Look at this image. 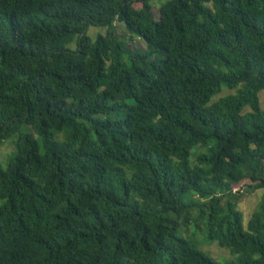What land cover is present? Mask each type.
I'll use <instances>...</instances> for the list:
<instances>
[{
  "label": "trees",
  "instance_id": "obj_1",
  "mask_svg": "<svg viewBox=\"0 0 264 264\" xmlns=\"http://www.w3.org/2000/svg\"><path fill=\"white\" fill-rule=\"evenodd\" d=\"M261 93L264 0H0V264H264Z\"/></svg>",
  "mask_w": 264,
  "mask_h": 264
},
{
  "label": "rangeland",
  "instance_id": "obj_2",
  "mask_svg": "<svg viewBox=\"0 0 264 264\" xmlns=\"http://www.w3.org/2000/svg\"><path fill=\"white\" fill-rule=\"evenodd\" d=\"M166 0H152V3L154 5V13L156 17L159 16V9L161 7V4L165 2ZM106 29L104 28H92L89 32V34L93 37H95L98 34H105ZM117 34L119 36H122L126 38L131 44L134 46H145L143 41L137 37H133L130 34H128L123 27L117 24ZM71 48H75V44L71 46ZM227 88H223V93L216 97V99H219L221 97L227 96L229 94H232L233 91L226 90ZM262 109L264 110V93L260 94ZM13 141V139L9 140ZM14 144L13 142H6L3 147L0 148V163L3 167H6L8 156L11 155L14 152ZM243 195L240 198L239 203V210L244 215V223L245 226H247L252 214L257 209L258 205L262 201L264 190H258L254 192H248L247 189L242 188ZM195 233L196 241L199 244L200 250L207 253L215 262L218 264H228L230 262H234L237 259V256H234L229 250L221 248L217 243H210L206 239L205 235L201 233L200 231H196L195 228H192V231L190 233ZM181 236V232L179 233ZM186 235V234H185Z\"/></svg>",
  "mask_w": 264,
  "mask_h": 264
}]
</instances>
